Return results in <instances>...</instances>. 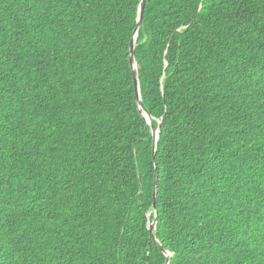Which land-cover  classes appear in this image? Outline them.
<instances>
[{
    "label": "trees",
    "instance_id": "1",
    "mask_svg": "<svg viewBox=\"0 0 264 264\" xmlns=\"http://www.w3.org/2000/svg\"><path fill=\"white\" fill-rule=\"evenodd\" d=\"M139 2L0 0V264H264V0H145L153 156Z\"/></svg>",
    "mask_w": 264,
    "mask_h": 264
},
{
    "label": "water",
    "instance_id": "2",
    "mask_svg": "<svg viewBox=\"0 0 264 264\" xmlns=\"http://www.w3.org/2000/svg\"><path fill=\"white\" fill-rule=\"evenodd\" d=\"M144 2H145V0H140V2H139L138 11H137L136 26H135L134 31H133V36L131 37V39L129 41L128 62H129L130 70H131V79H132V83H133V88L135 90V95H136V105H137V108L141 112V116L143 117L146 124L150 128V134H151L152 141H153L152 142V156H153L154 151H155L156 140H157L158 134H159V128L157 127L156 130L152 129L151 117L146 112L144 107L142 106V103L140 100V95H139L138 79L136 76V64H135L134 57H133V48H134L135 40H136L137 34L139 32V28H140V23H141V19H142V15H143ZM155 192H156V176H154V180H153V204H152L153 209H154V203H155ZM149 214L150 213H148V215ZM155 224H156V214L154 215V219L152 222L147 221V228H148V231H149V233L153 239H155V237H154ZM158 248L161 249V247L159 245H158ZM165 255L167 256V262H168V254L166 253Z\"/></svg>",
    "mask_w": 264,
    "mask_h": 264
}]
</instances>
